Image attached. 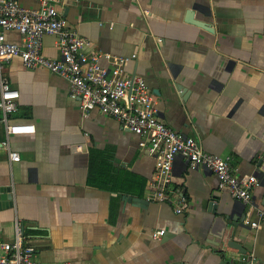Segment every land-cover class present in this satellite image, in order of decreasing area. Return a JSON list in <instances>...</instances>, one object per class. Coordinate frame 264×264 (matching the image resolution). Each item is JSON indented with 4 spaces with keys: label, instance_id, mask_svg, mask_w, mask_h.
<instances>
[{
    "label": "crops",
    "instance_id": "obj_1",
    "mask_svg": "<svg viewBox=\"0 0 264 264\" xmlns=\"http://www.w3.org/2000/svg\"><path fill=\"white\" fill-rule=\"evenodd\" d=\"M192 8L212 32L184 21ZM58 10L93 48L135 55L126 69L144 79L162 123L259 184L243 204L219 191L211 172L189 170L176 156L169 200L148 201L154 160L139 150V136L95 111L84 118L66 80L14 58L4 67L19 93L9 120L34 132L8 137L18 162L0 151V187L13 194V207L0 210V235L11 241L19 220L42 264H222L224 256L264 264V224H246L264 207V0H62ZM5 35L21 43L17 32ZM42 51L58 58L53 36H44ZM93 159L115 180L90 178ZM157 230L165 237L153 239Z\"/></svg>",
    "mask_w": 264,
    "mask_h": 264
},
{
    "label": "built area",
    "instance_id": "obj_2",
    "mask_svg": "<svg viewBox=\"0 0 264 264\" xmlns=\"http://www.w3.org/2000/svg\"><path fill=\"white\" fill-rule=\"evenodd\" d=\"M37 9L21 7L17 0H0V122L4 125L6 139L0 141V151L5 150L11 162L19 155L10 149L8 137L32 134L34 127L11 123L9 117L18 110L19 93L11 87L4 67L18 58L26 69L43 68L68 82V95L78 102L81 115L92 112L113 118L122 130L139 136L138 148L154 160V171L148 185L147 200L165 203L169 200L173 160L182 157L189 170H208L217 179V189L227 192L243 204L251 202V193L259 182L255 175L236 177L230 158L205 152L193 137L178 133L162 123L155 101L144 79L127 71L135 55L115 56L92 47L86 38L71 29L58 10L62 0H36ZM21 36V43L6 40V32ZM53 36L58 58L44 56L43 38ZM106 62L101 65L100 61ZM175 213L182 212L185 203L179 199ZM256 220L247 221L250 228L264 224V207L256 209ZM163 230L153 231L151 237L160 239ZM0 264H42L35 255L33 245L27 240L19 220L14 222L13 239L0 235ZM62 264H71L64 262Z\"/></svg>",
    "mask_w": 264,
    "mask_h": 264
},
{
    "label": "water",
    "instance_id": "obj_3",
    "mask_svg": "<svg viewBox=\"0 0 264 264\" xmlns=\"http://www.w3.org/2000/svg\"><path fill=\"white\" fill-rule=\"evenodd\" d=\"M194 12H195V8L187 10L185 13L184 21L186 23L202 28L206 31L212 32V29L210 28L208 23L203 22L201 20H197L194 17ZM136 201L143 203L142 200H136ZM12 207H13V194L11 187H0V210L3 208H12ZM225 218L229 219V215H225ZM232 225L236 226L237 224L234 223ZM162 237H165V233ZM226 247L236 250L238 254H242V255L246 254V251L242 248V246L239 243L235 242L234 240H228L226 242ZM222 264H229V262H226V256H224V260Z\"/></svg>",
    "mask_w": 264,
    "mask_h": 264
},
{
    "label": "trees",
    "instance_id": "obj_4",
    "mask_svg": "<svg viewBox=\"0 0 264 264\" xmlns=\"http://www.w3.org/2000/svg\"><path fill=\"white\" fill-rule=\"evenodd\" d=\"M107 175L108 182L115 180L114 175L110 172V169L107 167V173L105 167L98 166L97 161L91 160L90 166V178H93L95 181H100Z\"/></svg>",
    "mask_w": 264,
    "mask_h": 264
}]
</instances>
